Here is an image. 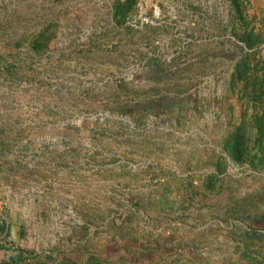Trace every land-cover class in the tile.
Instances as JSON below:
<instances>
[{
	"label": "rangeland",
	"instance_id": "rangeland-1",
	"mask_svg": "<svg viewBox=\"0 0 264 264\" xmlns=\"http://www.w3.org/2000/svg\"><path fill=\"white\" fill-rule=\"evenodd\" d=\"M4 201L0 264H264V0H0Z\"/></svg>",
	"mask_w": 264,
	"mask_h": 264
},
{
	"label": "crops",
	"instance_id": "crops-1",
	"mask_svg": "<svg viewBox=\"0 0 264 264\" xmlns=\"http://www.w3.org/2000/svg\"><path fill=\"white\" fill-rule=\"evenodd\" d=\"M87 227H88V229L86 230V236H87V238H89L90 236H92V233H93V230H94V228L88 223L87 225H86ZM108 226V224L106 225V220H105V223H104V227H107ZM160 229H158V231H159ZM106 234V233H105ZM105 236V235H104ZM143 243H145L144 244V246H147V245H149V246H155V244L156 243H159V242H157L156 240L155 241H153V239L151 238V239H144L143 240ZM2 256V252H0V257Z\"/></svg>",
	"mask_w": 264,
	"mask_h": 264
},
{
	"label": "built area",
	"instance_id": "built-area-1",
	"mask_svg": "<svg viewBox=\"0 0 264 264\" xmlns=\"http://www.w3.org/2000/svg\"><path fill=\"white\" fill-rule=\"evenodd\" d=\"M11 209L12 206L8 202L6 201L0 202V219H3L5 212L10 211ZM9 258H10L9 253L4 254L5 261H7Z\"/></svg>",
	"mask_w": 264,
	"mask_h": 264
},
{
	"label": "trees",
	"instance_id": "trees-1",
	"mask_svg": "<svg viewBox=\"0 0 264 264\" xmlns=\"http://www.w3.org/2000/svg\"><path fill=\"white\" fill-rule=\"evenodd\" d=\"M231 3L235 6L237 5V0H230ZM238 136L235 137V141L234 143L232 144L231 146V151L233 153V155H235L236 157V154L240 151L239 148H238V142L240 141L239 138H237Z\"/></svg>",
	"mask_w": 264,
	"mask_h": 264
}]
</instances>
